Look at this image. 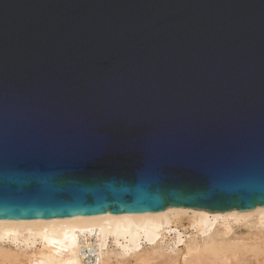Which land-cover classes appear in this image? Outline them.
<instances>
[{"label": "water", "instance_id": "95a60500", "mask_svg": "<svg viewBox=\"0 0 264 264\" xmlns=\"http://www.w3.org/2000/svg\"><path fill=\"white\" fill-rule=\"evenodd\" d=\"M264 206V0H0V220Z\"/></svg>", "mask_w": 264, "mask_h": 264}, {"label": "bare ground", "instance_id": "6f19581e", "mask_svg": "<svg viewBox=\"0 0 264 264\" xmlns=\"http://www.w3.org/2000/svg\"><path fill=\"white\" fill-rule=\"evenodd\" d=\"M246 229L244 236L235 229ZM264 264V206L0 220V264ZM251 263V262H250Z\"/></svg>", "mask_w": 264, "mask_h": 264}, {"label": "rangeland", "instance_id": "374dc122", "mask_svg": "<svg viewBox=\"0 0 264 264\" xmlns=\"http://www.w3.org/2000/svg\"><path fill=\"white\" fill-rule=\"evenodd\" d=\"M235 233H236V235L238 234L240 236H244L246 234V229L243 227H239L238 229H235ZM241 264H243V263H241ZM247 264H254V263L252 261H248Z\"/></svg>", "mask_w": 264, "mask_h": 264}, {"label": "built area", "instance_id": "2783aa9c", "mask_svg": "<svg viewBox=\"0 0 264 264\" xmlns=\"http://www.w3.org/2000/svg\"><path fill=\"white\" fill-rule=\"evenodd\" d=\"M88 263H90V264H91L90 260H89V262H88Z\"/></svg>", "mask_w": 264, "mask_h": 264}]
</instances>
